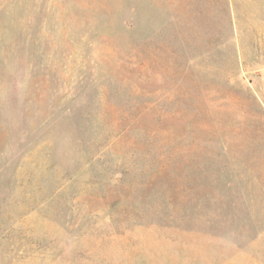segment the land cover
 I'll use <instances>...</instances> for the list:
<instances>
[{
	"label": "rangeland",
	"instance_id": "374dc122",
	"mask_svg": "<svg viewBox=\"0 0 264 264\" xmlns=\"http://www.w3.org/2000/svg\"><path fill=\"white\" fill-rule=\"evenodd\" d=\"M0 264H264V0H0Z\"/></svg>",
	"mask_w": 264,
	"mask_h": 264
}]
</instances>
